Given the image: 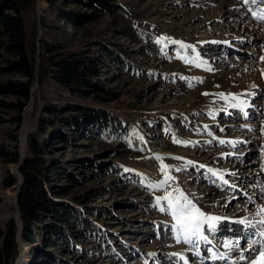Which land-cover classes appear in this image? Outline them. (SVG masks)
<instances>
[{
    "label": "rangeland",
    "instance_id": "1",
    "mask_svg": "<svg viewBox=\"0 0 264 264\" xmlns=\"http://www.w3.org/2000/svg\"><path fill=\"white\" fill-rule=\"evenodd\" d=\"M111 2H117L113 12L101 10L96 18L77 25L59 18V10L89 12L88 6L78 2L35 0L23 13L28 48L36 61L31 98L17 130L6 113L0 122V142L9 149L16 143L19 157L26 155L28 135L37 132L39 116L46 114L43 104L68 97L66 88L47 71L45 41L62 43L64 50H71L101 39L121 47L139 66L106 61L102 67L105 84L116 91L115 97L103 105L117 114L122 126H127L126 137L122 136V128L121 132L106 129L98 135H81L65 127L67 141L56 138V133H43L49 144L45 153L49 162L61 161L79 177L75 184L65 174L51 172L50 185L55 190L64 186L69 189L54 196L73 203L80 218L71 220L75 234L69 241L54 238L46 231L48 235L39 245L52 253L50 261L30 258L31 244L22 238L18 241L16 226L17 251L10 264H34L37 260V264H232L238 250L248 243L246 234H239L247 225H237L230 217L243 206L251 210L255 183L263 180L264 185V61L260 59L264 57V21L257 19L260 14L253 15L264 2ZM126 23L139 33H120L118 29ZM187 37L191 40H185ZM94 52L98 53L96 47ZM40 64L43 75L39 80ZM242 65L250 67L237 72ZM254 69L260 74L257 83L248 80ZM5 77L0 75V81ZM229 88L246 94L254 91L248 98L251 106H245L249 116H242V110L240 113L239 108L232 107L235 103L207 98ZM227 110L232 113L227 114ZM13 132L17 133V141L11 137ZM149 164L155 171L153 178L140 171ZM206 164L218 170L229 168L223 173L229 183L225 185ZM15 165L0 160V249L10 219L16 225L17 202L14 199L12 204L10 199L14 187L16 194V183L3 185L6 170L16 176ZM162 165L167 166V174L173 179L163 187H151L165 180ZM180 192L198 206L208 208L209 214L219 212L222 218H229L217 222L215 232L205 225L204 234L211 244L200 243V257L190 246L176 242L171 230L175 221L169 211H160V207L167 209V201L156 204L157 197L168 193L176 197ZM83 194L85 203L74 201L73 197ZM237 234L239 247L229 253L224 242ZM206 248L228 256L213 261Z\"/></svg>",
    "mask_w": 264,
    "mask_h": 264
},
{
    "label": "trees",
    "instance_id": "2",
    "mask_svg": "<svg viewBox=\"0 0 264 264\" xmlns=\"http://www.w3.org/2000/svg\"><path fill=\"white\" fill-rule=\"evenodd\" d=\"M68 1L84 4L90 9L89 12L84 13L61 8L59 18L67 19L73 25L83 24L96 18L101 10L113 12L117 4L111 0ZM34 2L35 0H0V75H6L0 81V122L3 114H8L9 120L15 124L14 130H17L23 121L22 111L30 101L35 76L36 61L28 48L23 17L24 11ZM118 31L126 36L139 33L136 27L128 23ZM84 44L86 47L64 50L62 43L44 42L48 61L47 71H50L59 86L66 88L68 97L58 102L48 100L43 104L42 110L46 114L39 116L37 132L28 135L27 153L19 165L22 181L18 188L17 204L21 238L23 242L31 244L32 252L29 256L40 258L41 261L44 259L50 261L52 257L49 250L39 245V242L48 235L46 231H49L50 236L54 238L69 241L75 234L70 225L71 220L80 218L78 209L73 203L54 196L55 193H67L69 189L64 186L55 190L54 185H50L51 172L63 173L75 184L79 183V177L76 172L62 165L61 161L49 162L45 156L49 144L43 133L46 131L56 133V138L66 141L69 135L65 134V127L72 133L81 135L91 133L98 135L106 129L111 132H121V128L122 136L126 137L127 134V126H122L117 114L103 105L115 97L116 91L105 84L102 67L106 61H117L131 67L139 66V63L112 42L94 39ZM94 47L98 53H92ZM40 65L39 80L43 75V67L42 64ZM11 137L15 141L18 140L16 132H13ZM13 146L9 149L4 142H0L2 162L18 160L16 143ZM4 175V186L16 183V176L9 170H6ZM49 189L54 193L51 194ZM73 199L80 203L87 201L84 194ZM82 220L86 222L88 219L84 217ZM15 237L16 225L13 219H10L0 249V264H10L14 260L17 251ZM37 263L38 260L34 261V264Z\"/></svg>",
    "mask_w": 264,
    "mask_h": 264
},
{
    "label": "snow or ice",
    "instance_id": "3",
    "mask_svg": "<svg viewBox=\"0 0 264 264\" xmlns=\"http://www.w3.org/2000/svg\"><path fill=\"white\" fill-rule=\"evenodd\" d=\"M264 2V0H261ZM252 3H257V0H252ZM257 19L264 21V14H261L257 17ZM184 47V45H181ZM196 59H199L197 55ZM261 61H264V57L260 58ZM197 66H200L197 64ZM209 71L212 69L209 68ZM262 71V75H264V70ZM221 98L224 99L225 97L223 94H220ZM232 100L238 99L236 96L230 97ZM232 107L242 108V104H233ZM245 116L248 115L247 112L244 113ZM176 143H182L179 140H174ZM187 143V142H183ZM223 143V141H221ZM189 164H192V161H188ZM200 167H203L201 165ZM161 171L165 173V180L162 181L160 184L157 185H150L154 188L163 187L169 180L173 179V177L167 174V166L162 165ZM212 172L211 169H209ZM213 175L218 176V178L223 181L225 185L229 183L228 180L224 179L223 175L213 172ZM179 191V190H177ZM264 191V189H262ZM251 199V198H249ZM161 200L167 201V209L164 207H160V211H169L173 220L175 221L174 224L171 226V230L174 233L175 240L177 243L183 242L184 244L190 246L192 250H194V254L197 257L201 256L199 251V245L203 242L206 246L211 244V241L208 239V236L204 234L205 225H207V229L210 232H215L217 222L221 221L222 219H229V218H222L218 215H211L203 211L200 207L197 206L196 203L193 202V199H190L187 195L183 192H180L178 196L173 197L172 193L166 194L164 197H157L156 204L157 206L160 205ZM257 216L262 217L259 221H257V225L264 227V207H261L256 212ZM235 223H239L242 225H247L248 227H255L247 217L243 219H239L234 221ZM249 235H258L260 239H253L248 243L247 248L240 250L239 252V261H243L244 264H264V230L258 232H250ZM240 241H226L224 242V247L228 249V252H232L239 247ZM207 251H211V249L206 248ZM245 251L249 253V255H245ZM175 255V254H174ZM228 253H216L213 252L211 255V260H226ZM187 264V262H185Z\"/></svg>",
    "mask_w": 264,
    "mask_h": 264
},
{
    "label": "bare ground",
    "instance_id": "4",
    "mask_svg": "<svg viewBox=\"0 0 264 264\" xmlns=\"http://www.w3.org/2000/svg\"><path fill=\"white\" fill-rule=\"evenodd\" d=\"M262 11H264V5L263 6H261V8L258 10V11H256V12H254V16L255 15H258V14H263L262 13ZM259 16V15H258ZM258 16H256V17H258ZM185 40H191V38H189V37H187V38H185ZM246 67H250L249 65L247 66V65H242L241 66V68L237 71V72H240L243 68H246ZM260 74L258 73V71H256L255 69L254 70H252V77L251 76H249V77H251V79H249V77H248V80H249V82H251V83H257L258 81H259V79H260V76H259ZM249 82H246V85H248V83ZM243 88V87H242ZM242 92V91H241ZM241 92H236V90H234V89H231V88H229V89H225V90H223V91H221L220 93H212L214 96H209V97H207L208 99H211V101H213V100H221V101H223L224 103H226V104H230V103H235V104H242V108H240L244 113L245 112H247V111H245L246 109H245V106H247V105H250L251 106V104H250V99H248L250 96H252V95H254V91H252V92H248V94H246V93H241ZM220 94H223V96L225 97L224 99H222L221 98V96H220ZM232 96H236L238 99H236V100H232V99H230V97H232ZM245 97V98H244ZM244 115V114H243ZM21 156H22V154H21ZM190 159L191 160H195L196 158L195 157H193V155L190 157ZM153 165H151V164H149L145 169H140V171L142 170V174H144L145 175V177H147V178H153L154 176H155V171H154V169H153V167H152ZM205 166H209V165H205ZM210 168H211V170H212V172H217V173H219V174H221V175H223V173L224 172H226V171H229V168H226L225 170H218V169H216L215 167H211V166H209ZM14 170H15V172H17V170H16V165L14 166ZM218 177V176H217ZM224 177V176H223ZM255 180V179H254ZM256 182V181H255ZM263 180H258L256 183H255V187H256V190L257 191H255V193H256V196H254L255 197V201H254V198L251 196L250 198V200L251 201H254V205L252 206L253 208H251V210H248L245 206H243V207H241L236 213H235V215L234 216H232V217H230V219L231 220H234V221H237L238 219H241L239 216H241V217H243V218H245L246 216H250V220H252L253 222H254V225H256L257 226V228L255 227V228H252L251 227V229L249 228V227H245V226H242L241 227V232H239V234L240 233H242V234H248V233H250V232H258V231H261V230H264V227H261V226H259V225H257V221H259L262 217H260V216H257L256 215V212L258 211V209L259 208H261V207H264V191H262V188H263ZM17 184V183H16ZM12 192H13V196L10 198L11 199V203L13 204L14 203V199H15V202H17V197H16V194L14 195V193H15V187L12 189ZM191 199V198H190ZM193 202L194 203H196V201H194V199H193ZM197 204V206L199 205V203L197 202L196 203ZM198 207H200V206H198ZM203 211H205L206 213H208L207 211H208V208H204V207H200ZM209 214V213H208ZM243 214V215H242ZM211 215H220V213L219 212H217V213H212ZM237 215H238V218H237ZM19 211H18V209L16 210V219H17V223H18V227L20 228V231H21V224L19 223ZM242 218V219H243ZM238 237H240L238 234L237 235H235V237L233 238V239H230L229 241H237L239 238ZM253 239H260V237L258 236V235H255V236H251V238H250V240H249V242L248 243H250V241L251 240H253ZM21 240V234H20V236L18 237V241H20ZM248 245V244H247ZM247 245H246V247L245 248H242V249H240V250H243V249H246L247 248ZM240 250H238L239 252H240ZM211 253H213V252H216V253H218V251H216V250H214L213 248H211V251H210ZM226 253V252H225ZM245 255H249V253L247 252V251H245V253H244ZM211 255V254H210ZM183 257V256H182ZM185 258V257H184ZM230 260V259H229ZM186 261V260H185ZM220 261H222V260H220ZM232 261V264H238V263H240V262H242V261H239V255H238V257H237V259H232L231 260Z\"/></svg>",
    "mask_w": 264,
    "mask_h": 264
},
{
    "label": "water",
    "instance_id": "5",
    "mask_svg": "<svg viewBox=\"0 0 264 264\" xmlns=\"http://www.w3.org/2000/svg\"><path fill=\"white\" fill-rule=\"evenodd\" d=\"M23 158H24V156L18 157V160L16 161V170H17V172H16V183H17L16 184V197H17V200H18V188H19L20 183L22 181V175H21V172L19 170V165H20V163H21V161H22ZM16 209H18V204H17V208ZM15 220H16L17 238H18L20 236V228L18 227V223H17V219L16 218H15Z\"/></svg>",
    "mask_w": 264,
    "mask_h": 264
}]
</instances>
